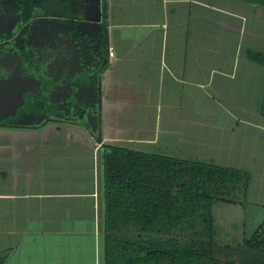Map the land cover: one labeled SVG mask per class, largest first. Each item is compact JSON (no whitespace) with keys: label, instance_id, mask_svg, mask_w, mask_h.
<instances>
[{"label":"crops","instance_id":"crops-1","mask_svg":"<svg viewBox=\"0 0 264 264\" xmlns=\"http://www.w3.org/2000/svg\"><path fill=\"white\" fill-rule=\"evenodd\" d=\"M81 2L83 45L50 54L65 69L41 84L63 85L48 102L85 108L83 119L74 112L20 126L3 122L15 106L0 111V264H104L103 144L249 172L244 205L264 209V65L247 57L264 55V7L94 0L91 10ZM4 14L9 28L13 14ZM45 74L18 76L38 83Z\"/></svg>","mask_w":264,"mask_h":264},{"label":"trees","instance_id":"trees-1","mask_svg":"<svg viewBox=\"0 0 264 264\" xmlns=\"http://www.w3.org/2000/svg\"><path fill=\"white\" fill-rule=\"evenodd\" d=\"M16 1L25 25L22 34L29 31L33 18L46 16L45 9L57 8L68 36L77 49L82 47L85 37L76 27L81 0ZM241 1L264 7V0ZM247 57L264 65L261 53L248 50ZM70 106L55 105L51 118L57 119V114L70 118L75 112L77 119H83L86 109ZM103 148L104 264L263 263L264 241L258 232L251 241L242 240V246H219L215 239L217 219L212 204L244 205L249 172L120 145L103 144ZM122 230L129 236L121 235ZM262 230L264 224L258 227ZM224 252L237 258L223 259Z\"/></svg>","mask_w":264,"mask_h":264},{"label":"flooded vegetation","instance_id":"flooded-vegetation-1","mask_svg":"<svg viewBox=\"0 0 264 264\" xmlns=\"http://www.w3.org/2000/svg\"><path fill=\"white\" fill-rule=\"evenodd\" d=\"M16 3L17 1L15 0V13L19 14L21 24L19 26H14V29L12 28L11 32H5L9 28H6V23L4 25V20L6 19L4 12L8 11V9H5L3 7V3L0 2V111H4L6 105H8L9 102L5 103L6 101L11 100V98H15L16 102L13 105L15 108H8L11 114H9L6 124L9 123L8 121L14 120L16 125L21 126L26 123L38 121L39 119L50 120L51 115L54 113L55 105H50L48 98L52 96L54 89L62 88L63 85L60 84V86H53V90L49 92V88H47L49 85L44 86L38 82L40 84L39 87V84L35 83L32 79H20L18 75H22L23 73L30 75L33 73L37 78V76L41 75L42 71L44 73L47 72L48 68L53 69V71L56 68H59L63 71V69H65L66 62L63 64V62L60 61L57 62L58 64L53 66L55 63H51L47 60L51 55L45 56L43 53H45V51H49L51 52L50 54H52L55 51L54 45L58 46L62 50V52H59L60 57H62L66 52L63 51L65 47L64 39L58 38L55 35H46L45 31H37V34L29 38L31 39L29 42L30 47L27 51L21 52L19 50V52H14L13 50L17 48H11V50H7L6 52L5 47H7V45L13 44L17 37L24 35L22 34V29L25 25L21 21V15ZM47 13H49V11L45 9L44 14L46 15ZM47 16L49 15L44 16L45 19H43L44 17L33 18L28 23L30 25V29L27 33L29 35L33 34L31 32V24L32 26L33 24H37L38 20L48 21L46 19ZM1 31L3 32L1 33ZM29 50L37 53L34 58H32ZM28 83H30V85H28ZM33 83L35 84L32 85ZM3 86H7V88H4L5 93H3L1 89ZM38 87L39 90H37ZM21 91H25L26 93L23 95V100H18L19 97L17 96ZM58 96L59 95H56L55 98H58ZM49 109L52 110L49 111ZM61 116L62 114H57V118ZM16 119L20 120L17 122ZM22 120L25 122L21 123Z\"/></svg>","mask_w":264,"mask_h":264},{"label":"rangeland","instance_id":"rangeland-1","mask_svg":"<svg viewBox=\"0 0 264 264\" xmlns=\"http://www.w3.org/2000/svg\"><path fill=\"white\" fill-rule=\"evenodd\" d=\"M1 3H3V7L5 9H8V14H14L12 19L14 25L10 24L9 28H12L14 26H19L21 23H19V14L15 13V0H0ZM86 3H88L89 9H93L94 7V0H85ZM93 7V8H92ZM55 11H50L54 14H59L58 9L54 8ZM66 26H64L61 22H57V20H38L37 24H31V32L33 34H25L22 36H19L16 38L15 42L13 44L7 45L5 47V50H11V48H17L14 49V52H21L27 51L28 48L30 47V40L29 38L33 37L35 34H37V31H45L46 35H55L58 38L64 39V46L67 47V49H75V42L70 39L68 36ZM7 32H11V29H7ZM55 51L57 53L62 52V50L58 47L55 46ZM29 53L31 54L32 58L36 56L37 53L32 52V50H29ZM43 55H50L49 51H45ZM61 69L56 68L54 71L53 69L48 68L47 72H45V77L44 79L39 78V82H44V80H47V78L50 80L51 83V78L47 77V73H61ZM70 73L75 72V71H70ZM60 79V78H59ZM61 80V79H60ZM90 94V93H88ZM95 98V97H94ZM9 102V103H8ZM15 99H11L9 101H6L5 103H8L7 106H13L15 104ZM94 103V99L92 101V104ZM79 104V103H78ZM88 114H92L90 111H88ZM87 116L84 118L83 122H87L90 126V129L92 131L96 130V119L95 116L89 117ZM77 119V116H76ZM20 119H16L18 122ZM3 122H7L4 120ZM9 124H15V121H8ZM16 122V123H17ZM25 122L24 120L21 121V123ZM221 205H224L221 206ZM212 212L214 215L217 216L216 220V241L219 244V246H236V245H241L242 246V240H252L253 236L258 232L259 239L264 241V230L258 231V227L262 226L264 224V209H253L250 205H241L240 203L238 204H229V203H223V202H218L215 201L212 204ZM121 235H128L126 230H122L120 233ZM129 236V235H128ZM262 248V247H261ZM262 250V249H261ZM264 251V250H262ZM232 253V252H228ZM223 257V254L221 255ZM264 264V261L263 263Z\"/></svg>","mask_w":264,"mask_h":264},{"label":"built area","instance_id":"built-area-1","mask_svg":"<svg viewBox=\"0 0 264 264\" xmlns=\"http://www.w3.org/2000/svg\"><path fill=\"white\" fill-rule=\"evenodd\" d=\"M109 56H113V52L111 50L109 51Z\"/></svg>","mask_w":264,"mask_h":264},{"label":"water","instance_id":"water-1","mask_svg":"<svg viewBox=\"0 0 264 264\" xmlns=\"http://www.w3.org/2000/svg\"><path fill=\"white\" fill-rule=\"evenodd\" d=\"M28 85H30V83H28Z\"/></svg>","mask_w":264,"mask_h":264}]
</instances>
